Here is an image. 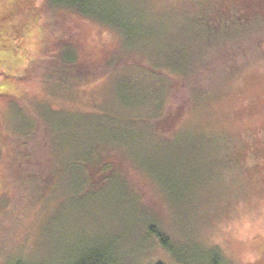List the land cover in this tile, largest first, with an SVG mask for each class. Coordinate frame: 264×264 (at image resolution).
<instances>
[{"label": "rangeland", "instance_id": "374dc122", "mask_svg": "<svg viewBox=\"0 0 264 264\" xmlns=\"http://www.w3.org/2000/svg\"><path fill=\"white\" fill-rule=\"evenodd\" d=\"M115 1L135 26L21 4L48 36L0 69V264H264V0Z\"/></svg>", "mask_w": 264, "mask_h": 264}, {"label": "trees", "instance_id": "16d2710c", "mask_svg": "<svg viewBox=\"0 0 264 264\" xmlns=\"http://www.w3.org/2000/svg\"><path fill=\"white\" fill-rule=\"evenodd\" d=\"M52 5L64 7L80 14L95 19L100 23L114 27L122 25L127 28L133 27V21L127 11L115 0H49ZM26 0H0V69L17 72V76L24 75L25 65L29 62L30 50L39 42L42 44L48 36L46 31L36 32L32 29L31 22H27V17L31 10L21 15L20 10ZM22 4V7H21ZM18 12H17V11ZM20 11V12H19ZM13 14V16H12ZM112 23L113 25L109 24ZM138 26V25H136ZM139 28V26H138ZM39 33V34H38ZM39 35V36H38ZM33 44L25 45L27 39L33 38ZM38 45V46H39ZM4 74L3 72H1ZM146 234L157 239L159 245L169 248L170 238L159 226L148 225ZM112 256L97 248H91L88 251H81L77 258H68L64 264H109ZM114 261V260H113ZM29 264V263H14ZM156 264H162L158 262ZM210 264H222L221 261L211 254Z\"/></svg>", "mask_w": 264, "mask_h": 264}]
</instances>
